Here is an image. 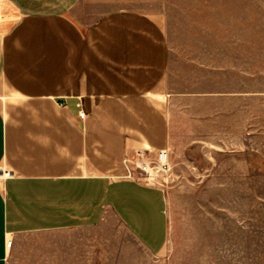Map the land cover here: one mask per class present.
<instances>
[{
  "label": "crops",
  "instance_id": "0c3cea01",
  "mask_svg": "<svg viewBox=\"0 0 264 264\" xmlns=\"http://www.w3.org/2000/svg\"><path fill=\"white\" fill-rule=\"evenodd\" d=\"M79 1L0 0V264L25 233L108 217L154 255L167 242L163 192L125 165L168 145L163 30L129 9L84 27Z\"/></svg>",
  "mask_w": 264,
  "mask_h": 264
},
{
  "label": "rangeland",
  "instance_id": "374dc122",
  "mask_svg": "<svg viewBox=\"0 0 264 264\" xmlns=\"http://www.w3.org/2000/svg\"><path fill=\"white\" fill-rule=\"evenodd\" d=\"M123 9L153 14L168 47L169 167L135 177L164 194V250L108 217L25 233L9 264H264V0H80L72 15L88 27Z\"/></svg>",
  "mask_w": 264,
  "mask_h": 264
},
{
  "label": "built area",
  "instance_id": "2783aa9c",
  "mask_svg": "<svg viewBox=\"0 0 264 264\" xmlns=\"http://www.w3.org/2000/svg\"><path fill=\"white\" fill-rule=\"evenodd\" d=\"M81 117H84L85 113L80 112ZM169 151L167 148L159 149L153 159L145 157L144 151H136L131 157L125 159V165L128 173L127 177L135 179L144 178L145 180H151L156 177V173L159 171H166L169 167ZM13 240L7 241V246L12 245Z\"/></svg>",
  "mask_w": 264,
  "mask_h": 264
},
{
  "label": "bare ground",
  "instance_id": "6f19581e",
  "mask_svg": "<svg viewBox=\"0 0 264 264\" xmlns=\"http://www.w3.org/2000/svg\"><path fill=\"white\" fill-rule=\"evenodd\" d=\"M2 170V169H1Z\"/></svg>",
  "mask_w": 264,
  "mask_h": 264
}]
</instances>
